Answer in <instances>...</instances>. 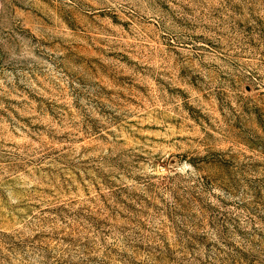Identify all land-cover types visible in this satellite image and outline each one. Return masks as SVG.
I'll return each mask as SVG.
<instances>
[{"label":"rangeland","instance_id":"1","mask_svg":"<svg viewBox=\"0 0 264 264\" xmlns=\"http://www.w3.org/2000/svg\"><path fill=\"white\" fill-rule=\"evenodd\" d=\"M0 264H264V0H0Z\"/></svg>","mask_w":264,"mask_h":264}]
</instances>
